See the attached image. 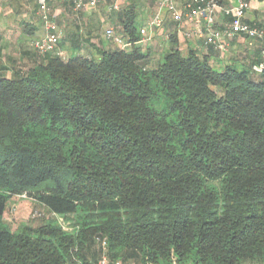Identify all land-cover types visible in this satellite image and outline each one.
Listing matches in <instances>:
<instances>
[{
	"label": "trees",
	"instance_id": "obj_1",
	"mask_svg": "<svg viewBox=\"0 0 264 264\" xmlns=\"http://www.w3.org/2000/svg\"><path fill=\"white\" fill-rule=\"evenodd\" d=\"M124 18L127 49L58 44L0 75V264H98L102 241L123 264H264L261 60L174 43L147 68ZM25 193L42 216L13 230Z\"/></svg>",
	"mask_w": 264,
	"mask_h": 264
},
{
	"label": "crops",
	"instance_id": "obj_2",
	"mask_svg": "<svg viewBox=\"0 0 264 264\" xmlns=\"http://www.w3.org/2000/svg\"><path fill=\"white\" fill-rule=\"evenodd\" d=\"M162 1L100 0L96 8H88L76 13L73 10L72 0H48L57 32L61 35L58 51L64 57L72 54L80 55L83 54L85 46L95 51L93 45L99 46L100 41L105 42L103 48H107L109 46L105 32L112 29L115 34L120 30L122 22L125 21V12L130 11L135 14V20L141 30L153 18ZM188 1H178L181 10H184V5ZM219 1L223 9L234 8L240 1L246 2L249 9L245 22L253 28L264 30V0ZM223 9L217 12V27L220 30L226 29L232 21V16L226 15ZM199 31L206 34L204 22L178 23L164 12L163 28L153 34L151 41L142 47L147 56V68L155 67L174 43L182 52L193 50L209 57L217 67L234 62L252 64L261 60L264 41H250L244 36H237L226 41L225 51H218L205 44L204 38L199 36ZM48 33L39 15L37 0H0V75L9 78L20 68L27 70L35 53V43ZM187 34L191 36L187 37ZM112 44L111 48L114 46L129 48L126 42L117 36Z\"/></svg>",
	"mask_w": 264,
	"mask_h": 264
},
{
	"label": "built area",
	"instance_id": "obj_3",
	"mask_svg": "<svg viewBox=\"0 0 264 264\" xmlns=\"http://www.w3.org/2000/svg\"><path fill=\"white\" fill-rule=\"evenodd\" d=\"M179 0H163L153 18L146 26L141 28V46H146L152 39L153 34L160 31L164 26V12L172 16L175 22L183 21L193 24L197 21L205 23L206 34L199 31V36L203 37L205 44L214 47L218 51H225L227 40L234 39L237 36H244L250 41H264V30L251 27L245 22V17L249 5L240 1L234 8L223 9L219 0H189L181 10L178 4ZM73 10L76 13L85 11L88 8H96L100 4V0H72ZM39 15L45 23L49 32L35 43V49L41 53L54 52L58 48L60 41V33L57 32L56 24L51 14L48 0H37ZM223 9L226 15L232 16V21L224 30L217 27V12ZM191 34H187L190 37ZM107 40L115 38L112 29L105 32ZM261 62L252 66V73L260 75L264 73V48L261 50ZM33 201L27 193L16 197V200ZM35 216L41 217L39 211L35 212ZM102 257L98 264H123L121 261H112L108 255V245L105 241L101 242Z\"/></svg>",
	"mask_w": 264,
	"mask_h": 264
},
{
	"label": "rangeland",
	"instance_id": "obj_4",
	"mask_svg": "<svg viewBox=\"0 0 264 264\" xmlns=\"http://www.w3.org/2000/svg\"><path fill=\"white\" fill-rule=\"evenodd\" d=\"M117 34V38H119V33L117 31L115 32ZM116 37V35H115ZM115 41V40H114ZM142 47H144L142 45ZM24 200H15L12 202V204L9 207L8 210V221L11 229H16L17 227L21 226L23 223L26 224L32 220H35L37 218L33 217L32 215L34 213V208L32 204L25 202Z\"/></svg>",
	"mask_w": 264,
	"mask_h": 264
}]
</instances>
